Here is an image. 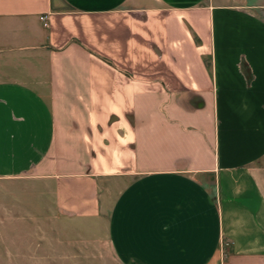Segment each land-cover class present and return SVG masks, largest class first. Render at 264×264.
Here are the masks:
<instances>
[{"label":"crops","instance_id":"obj_1","mask_svg":"<svg viewBox=\"0 0 264 264\" xmlns=\"http://www.w3.org/2000/svg\"><path fill=\"white\" fill-rule=\"evenodd\" d=\"M263 160L264 0H0V181L119 264H264Z\"/></svg>","mask_w":264,"mask_h":264},{"label":"rangeland","instance_id":"obj_2","mask_svg":"<svg viewBox=\"0 0 264 264\" xmlns=\"http://www.w3.org/2000/svg\"><path fill=\"white\" fill-rule=\"evenodd\" d=\"M260 167L264 187V160ZM27 180L0 181V264H119L108 232L65 221L45 187Z\"/></svg>","mask_w":264,"mask_h":264},{"label":"built area","instance_id":"obj_3","mask_svg":"<svg viewBox=\"0 0 264 264\" xmlns=\"http://www.w3.org/2000/svg\"><path fill=\"white\" fill-rule=\"evenodd\" d=\"M40 20L42 21V20H43V17H42V18H40Z\"/></svg>","mask_w":264,"mask_h":264}]
</instances>
